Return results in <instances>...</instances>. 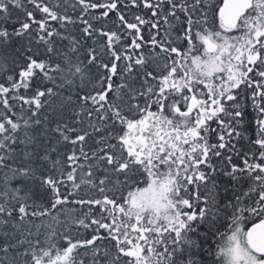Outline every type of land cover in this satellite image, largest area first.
I'll list each match as a JSON object with an SVG mask.
<instances>
[{"label":"snow or ice","instance_id":"obj_1","mask_svg":"<svg viewBox=\"0 0 264 264\" xmlns=\"http://www.w3.org/2000/svg\"><path fill=\"white\" fill-rule=\"evenodd\" d=\"M121 2L0 0V264H264V0Z\"/></svg>","mask_w":264,"mask_h":264},{"label":"trees","instance_id":"obj_2","mask_svg":"<svg viewBox=\"0 0 264 264\" xmlns=\"http://www.w3.org/2000/svg\"><path fill=\"white\" fill-rule=\"evenodd\" d=\"M53 2H55V0H53ZM99 2H101V3H105V2H107V0H99ZM212 2H213V3H217L218 0H212ZM29 10H32V9H31V6H29ZM101 11H102V10H100V9L92 10V13H91V14H92V15H95V16H98V15L100 14ZM120 11H121L122 13L125 14V17H126L127 20H129V22H134L133 17H134L135 15L143 16L145 19H149V18H151V12H150V10L145 9V8H143L142 6H141V7H133V6L131 5V3H130V0H122L121 5H120ZM17 15H20V18H21V19L24 18L23 15L19 12V10H15V9H13V18H15V16H17ZM40 15H41V14L37 13V18H40ZM117 23H118V19H117V14H116V12H110L109 16L106 17V18H104L103 21H102V24L105 26L106 30H108V29L116 30V29H115V25H116ZM52 24H53V27H59V25L56 24L55 22H52ZM95 26L99 28V27H100V24H99V23H96ZM166 27H167L166 25L161 24V26H160V28H159V32H160V34H161V35H160V38H163L164 30H165ZM76 31H79V29H76ZM121 31H124V30L121 29ZM155 34H156L155 31H151V30H150V26H149V25H145L144 28L142 29V35H143V38H144L145 42H150L152 35H155ZM125 35H126V32H125ZM173 35H175V33H174ZM100 42L102 43L103 40L101 39ZM130 42H131L130 39H129V40H126V41H125V44H129ZM65 43H67V42L65 41ZM86 43H87V46H89V47L93 46V42H92L91 40H88ZM34 50H35V49H34ZM40 50H41V51L43 50L42 47H41ZM142 50L144 51L145 54H148L149 52L152 51L151 48L149 47V43H146V44L143 46ZM156 51H159V50L157 49ZM201 51H202V49H201ZM6 74H11V73H5V75H6ZM115 82L118 83L119 81L117 80V81H115ZM250 119H254V114H253L252 116H250ZM254 133H255V127H254V125H253V126L250 128V130H249V134L252 135V136L254 137ZM210 142H216V137H215V135H213V136L211 137V141H210ZM245 143H246V142H245ZM70 148H71V146H69V149H70ZM65 150H66V149L61 148V151H62V152L65 151ZM213 162H214V163H219V161H217V160H214ZM233 163H234V164H240L241 161L239 160V158H237V157H233ZM140 180H141V183H139L137 186H138V187H145L146 185L143 183V177H140ZM13 185H14V186H21V185L17 184V182H15V181H13ZM189 187H190V189H192V186H189ZM129 190H131V189H129ZM92 195H95V193H92ZM125 195H126V191H125ZM221 195H222V196L227 195V196L230 197V196H231V191H229V193H226V194L222 192ZM79 198H80L79 195L71 197V199H79ZM84 198L87 199L88 197L85 196ZM222 203H223V201H222ZM65 207H66V208H73V209H75L76 211H81V212H83V211H87V210H88L86 207L82 208V207L79 206V205H67V206H65ZM93 211L98 212L99 209H93ZM229 211H231V210H229ZM54 214H55V213H54ZM60 219H61V220L64 219L63 215L60 216ZM35 222H36L37 224H39V223H40V220H36ZM253 222H257V221H255V220H250L249 222H247V223L244 225L245 230H247V227L251 226V223H253ZM201 230H203V229H201ZM219 230H220L221 232H226V231H227V225H226V223H225V224H222V226L220 227ZM73 231H75V229H73ZM80 232H81V236H80V238H82V239H83V238H90V236H91L92 234H94V233L91 231V229H89V230L80 229ZM220 243H221V241H220L219 237L212 238V239L208 242V244H210V245H211V248H212V253H213L212 258H213L214 260H216L217 264H222V261H221L219 258H217V257L215 256V252L217 251V245L220 244ZM61 244H62V246H66L65 244H63V242H61ZM207 246H208L207 244L202 245V248H201V249H196V252H197V253H201L202 249H206ZM200 259H201L202 261H204L205 264H207V261H208V255H207V252H206V251H204V252L200 255Z\"/></svg>","mask_w":264,"mask_h":264},{"label":"water","instance_id":"obj_3","mask_svg":"<svg viewBox=\"0 0 264 264\" xmlns=\"http://www.w3.org/2000/svg\"><path fill=\"white\" fill-rule=\"evenodd\" d=\"M250 227V226H249Z\"/></svg>","mask_w":264,"mask_h":264}]
</instances>
